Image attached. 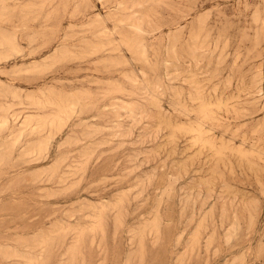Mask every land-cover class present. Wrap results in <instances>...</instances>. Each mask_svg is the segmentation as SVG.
Listing matches in <instances>:
<instances>
[{
    "label": "rangeland",
    "instance_id": "1",
    "mask_svg": "<svg viewBox=\"0 0 264 264\" xmlns=\"http://www.w3.org/2000/svg\"><path fill=\"white\" fill-rule=\"evenodd\" d=\"M5 7L0 264H264V0Z\"/></svg>",
    "mask_w": 264,
    "mask_h": 264
},
{
    "label": "bare ground",
    "instance_id": "2",
    "mask_svg": "<svg viewBox=\"0 0 264 264\" xmlns=\"http://www.w3.org/2000/svg\"><path fill=\"white\" fill-rule=\"evenodd\" d=\"M5 1L6 0H0V4H1V8H0V13H2L4 10H6L5 8ZM116 1V0H115ZM121 2L116 3V5H120ZM27 6V5H26ZM29 14V13H28ZM106 17V16H105ZM100 18V17H99ZM255 19L257 20V17L255 16ZM116 21L118 23H124L125 20L122 18H118L116 19ZM131 22L128 23L126 22L125 24L131 28H133V33L127 32L124 35H122V42L121 44L126 46L134 55H143L144 51H145V40H146V36H148L149 33L153 32L154 29L152 27L149 26V28L144 29L141 26V22H142V17L139 16H132ZM90 27V26H89ZM111 31V30H110ZM136 32V34H135ZM6 36V35H5ZM209 36V35H208ZM197 38L198 35L194 34L192 36V42L188 43L185 45V47L187 48L186 52L188 54V56H196L197 55V50L199 47H201L202 45L197 44ZM207 39V37H206ZM119 44V43H118ZM83 45V44H82ZM204 45V44H203ZM92 49V48H90ZM95 50V48H93ZM92 52V51H90ZM255 82V87H258L259 82H261V80H258V78L254 81ZM261 89V88H260ZM15 93V92H14ZM16 94V93H15ZM178 94V93H177ZM155 96V95H154ZM201 109H202V114L204 116H206L205 112L203 111L204 107H202L201 105ZM60 114V113H59ZM58 114V115H59ZM143 114V113H142ZM53 115H57L56 113ZM53 115L51 116V118H53ZM57 115V116H58ZM55 117V116H54ZM48 118H50V116H48ZM57 118V117H56ZM32 119V118H31ZM54 119V118H53ZM51 119V120H53ZM50 120V121H51ZM26 121V120H25ZM45 122V121H44ZM46 123V122H45ZM44 123V124H45ZM50 123V122H49ZM53 123V122H51ZM50 123V124H51ZM43 124V123H42ZM43 124V125H44ZM47 124V123H46ZM49 124V125H50ZM20 125V124H19ZM21 126V125H20ZM25 126V125H23ZM29 127V126H28ZM37 127V126H36ZM39 129V128H38ZM33 131V130H32ZM36 131V130H35ZM193 131H197V133H200L197 129H194ZM21 133V132H20ZM14 136V135H13ZM19 139V138H18ZM198 140H200V138H198ZM19 141V140H18ZM110 143V142H109ZM82 206V205H81ZM90 229V228H89Z\"/></svg>",
    "mask_w": 264,
    "mask_h": 264
}]
</instances>
